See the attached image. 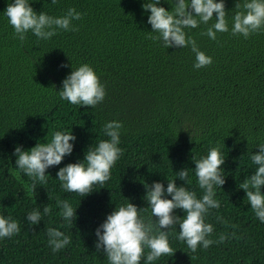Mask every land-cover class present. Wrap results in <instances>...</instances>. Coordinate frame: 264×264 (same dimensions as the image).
I'll return each mask as SVG.
<instances>
[{"label": "trees", "instance_id": "16d2710c", "mask_svg": "<svg viewBox=\"0 0 264 264\" xmlns=\"http://www.w3.org/2000/svg\"><path fill=\"white\" fill-rule=\"evenodd\" d=\"M28 2L37 14L61 17L74 8L82 18L72 21L74 31L57 29L48 40L29 31L20 41L4 15L14 0H0V216L20 225L18 234L0 238V264H109L103 249L95 247V230L107 216L130 202L146 223L154 222L145 199V186L154 182L166 189L175 180L177 187L202 198L192 157H206L213 147L225 159L220 170L225 183L215 186L220 208L211 209L205 223L214 229L209 239L228 238L193 253L177 239V224L168 230L174 255L151 264H264V223L240 188L255 173L251 156L264 144V31L247 39L232 35L237 0H224L229 31L217 32L215 40L202 35L215 23V13L208 24L184 29L212 58L211 65L200 69L193 67L190 46L167 49L150 38L158 34L150 33L151 13L142 7L147 0ZM158 6L171 11L175 0H161ZM82 64L93 68L106 91L95 108L73 105L58 95L62 81ZM114 120L123 125L118 145L123 154L110 179L93 185L84 197L63 191L59 169L83 162L90 147L110 139L103 128ZM57 131L76 137L70 141L73 152L48 168L47 183L37 181L33 191L32 178L16 167L14 150L49 143ZM182 169L189 170L190 184L176 176ZM57 199L75 210L73 224L59 215ZM45 206L51 207L48 215L43 214ZM35 210L41 221L31 225L26 216ZM174 215L182 219L186 214L176 209ZM48 228L70 236L71 243L53 252ZM147 253L145 248L140 264H146Z\"/></svg>", "mask_w": 264, "mask_h": 264}, {"label": "clouds", "instance_id": "9594fccd", "mask_svg": "<svg viewBox=\"0 0 264 264\" xmlns=\"http://www.w3.org/2000/svg\"><path fill=\"white\" fill-rule=\"evenodd\" d=\"M58 0H51L55 5ZM161 0H147L142 7L150 11L147 23L151 25L150 36L154 41H162L165 48L191 47L195 54L193 67L200 69L212 64V58L200 51L195 40L186 36L184 29L197 28L201 23L208 24L216 14L215 23L207 28L202 35L216 39V33L229 31L226 21L227 12L224 0H175V7L171 11L159 7ZM234 16L232 17L231 33L234 36L242 35L248 38L251 34L264 31V0H244L241 4L237 0ZM4 15L14 29V34L20 41L25 40V34L31 31L38 39L48 40L57 34V29L74 31L73 20H80L82 14L74 8H69L61 17H54L45 12L37 14L28 0H14L9 3ZM68 65L62 64L61 67ZM60 99L73 105L90 106L95 108L103 102L106 91L98 76L88 64H82L62 81V89L58 92ZM121 122L110 121L104 125L103 131L108 140H100L98 146L90 147L83 162L70 163L57 172L61 188L65 192L78 193L82 197L90 194L93 185H104L110 179L111 168L123 154L118 147L120 143ZM76 137L70 133L57 131L49 143H37L30 150H22L17 146L14 150L16 167L32 178V189L35 191L37 181L43 185L47 183L46 170L61 163L66 155L73 152V143ZM195 176L199 188L203 190L202 198H197L194 191L185 186L177 187L175 180L168 181L167 188L160 182L145 186L151 216L156 217L147 223L139 216L137 207L128 203L126 206L116 207L106 220L95 230L97 251L103 249L109 264H140L148 249L146 264L157 260L161 256H173V249L169 245L168 230L179 225L178 240L186 243L188 249L195 253L198 247L208 249L213 243H223L228 237L221 234L218 240L208 237L214 229L205 223V217L211 209H219L220 202L214 199L215 186L222 188L225 183L221 174L222 158L220 149L213 147L206 157L195 159ZM256 165V171L250 178L241 183L240 188L246 193L247 200L255 216L264 223V144L259 151L251 156ZM86 162V164L84 163ZM180 180L190 184L189 170L182 169L176 173ZM171 196V199L165 198ZM57 207L61 209L59 215L73 224L76 212L67 200L57 199ZM181 209L186 214L182 219L174 215V210ZM141 210V209H140ZM51 212L50 206H45L43 214ZM31 225H38L41 221L39 210L32 211L26 216ZM218 219L222 220L221 217ZM155 229V231H154ZM20 232V225L11 217L0 216V238H10ZM48 243L53 252L59 251L71 243V237L56 228H48ZM235 235V233H233Z\"/></svg>", "mask_w": 264, "mask_h": 264}]
</instances>
